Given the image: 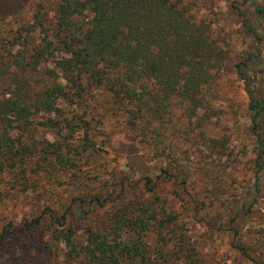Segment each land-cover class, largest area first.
Listing matches in <instances>:
<instances>
[{
    "label": "trees",
    "instance_id": "obj_1",
    "mask_svg": "<svg viewBox=\"0 0 264 264\" xmlns=\"http://www.w3.org/2000/svg\"><path fill=\"white\" fill-rule=\"evenodd\" d=\"M238 1L234 0L233 6L242 18V31L253 42L235 68L248 96L247 116L256 139V156L251 160L254 198L242 203L244 211L229 209L230 218L224 220L223 208L230 204L226 195L230 181L224 174L227 165L215 160L194 165L181 159L168 163L156 177L144 178L142 196L137 200L127 197L126 177L118 178L110 192L93 191L92 186L77 183L78 193L72 194L67 205L60 204V209L45 206L40 215L23 221L30 229L46 223L48 245L60 249L63 264H171L173 260L202 264L187 220L176 207L179 203L192 205L196 216L211 208L202 215L204 222L215 230L228 225L235 248L256 264H263L240 239L243 220L239 218L256 212L258 195L264 197V5H256L250 15L242 11ZM29 2L0 0V22L17 21ZM53 3L54 19L47 16L45 4H40L35 14L39 41L32 40L33 29L25 26L30 25L27 22L14 30L10 40L0 43V179L8 171L24 175L34 156L38 157L37 171L44 169L51 176L62 170L73 173L84 152L97 151L89 132L90 121L83 117L77 120L75 113L69 116L58 106L59 100L69 105L86 100L94 89L111 91L112 106L128 112V127L141 129L150 141L154 134H160L159 129L166 131L176 105L189 117L198 116L199 122L210 118L203 110L211 106L217 78L227 69L229 50L216 34L212 20L197 14L194 0ZM229 35L225 33V37ZM15 41L26 49L15 53ZM61 51L66 57L58 55ZM51 62L54 64L49 65ZM42 110L51 114L37 120L35 116ZM43 125L61 138L41 141L34 137ZM75 126L84 128L79 144L73 142ZM197 127L190 128L189 135ZM201 134L205 142L208 134ZM222 138H209V151L233 160L225 149L216 152ZM216 170L222 177L212 175ZM203 181L210 184L206 187L212 193L209 205L195 189ZM108 204L111 211L106 222L95 221L96 208ZM78 221L86 222L84 239L77 236ZM14 229L9 223L0 237ZM149 238H154L153 243Z\"/></svg>",
    "mask_w": 264,
    "mask_h": 264
},
{
    "label": "rangeland",
    "instance_id": "obj_2",
    "mask_svg": "<svg viewBox=\"0 0 264 264\" xmlns=\"http://www.w3.org/2000/svg\"><path fill=\"white\" fill-rule=\"evenodd\" d=\"M53 1L30 0L23 11V16L17 21L11 18L1 21L0 43L3 40H10L14 30L27 22L30 25L25 26H31L30 28L33 29L32 40L39 41L40 25H38L35 14L40 9V4H45L47 16L54 19ZM194 1L197 14L200 17L207 16L212 20L216 34H219L229 50L227 69H224L217 78L213 88L211 106L208 104V111L203 110V113L209 114L210 118L199 122L196 119L199 118L198 116L191 118L186 115L181 105H176L170 114L171 120L168 122L166 131L159 129L160 134H154V138L151 139L153 141H150L141 129L128 127V112L112 106L114 94L111 91L94 89V93L87 95L86 100L74 105L59 100L58 106L64 109L69 116L75 113L77 120L83 117L90 121L89 132L97 143V151L89 149L84 152L79 166L73 170V173L62 170L51 176V173L44 169L37 171L38 157L34 156V159L27 163L24 175L13 174V171L2 175L0 179V193L3 195L0 199V233L9 223H12L15 229L8 236L0 237V264H63L60 249L48 245L50 234L46 223L42 227L30 229L23 225V221L40 215L45 206L50 205L60 209V204L67 205L72 199V194L78 193L77 183L84 186L88 184L93 187V191L105 189L110 192L113 183L118 178L126 177L129 179L127 197L137 200L142 196L140 188L144 178L146 176L156 177L168 163H176L181 159L183 163L194 165L195 162L204 164L206 161L215 160L223 166L227 165L224 174L230 181L226 193L230 196V204L223 208L224 220L230 218L228 217L229 209L233 207V211L236 209L244 211L242 203L254 198L255 186L251 160L256 156V139L247 116L248 96L235 68L236 62L253 42L242 31V18L233 6L234 0ZM236 3L242 11L252 15L256 5H264V0L247 2L239 0ZM39 16L42 18V14ZM225 33L230 35L225 37ZM23 40L25 42V37ZM15 43L13 45L15 53L26 49L25 46H20L21 42L15 41ZM58 55L66 57V53L62 51ZM53 64L51 62L49 65ZM49 114L51 113L42 110L35 118L42 120V115L48 116ZM194 126L198 127L193 134L189 135L190 128ZM82 127L75 126L73 142L76 144L81 143L84 136ZM66 131L67 129L64 130ZM201 133L208 134L209 138L222 136L221 148L218 146L216 152L225 149L224 152L230 153L231 158L234 159L228 161L226 156L210 152L209 138L204 142ZM34 137L41 141L44 139L57 141L61 135L43 125ZM223 145H225L224 148ZM216 171L212 175L222 177L219 170ZM209 185L203 181L195 187L198 197L204 198L207 205L211 203L212 194L206 189ZM119 191L120 188L115 193ZM176 207L182 211L183 220H187L189 234L198 247L200 252L198 255L202 264H256L235 248L234 235L232 230L228 229V225H225L222 230H215L204 222L202 215L206 216L211 208L203 209L204 213L196 216L192 205L180 206L179 203ZM256 210L244 218H239L240 221L243 220L240 239L248 245L250 254L264 264V238H261V235L264 237V197L260 194ZM110 211L111 204L96 208L94 220L99 223L106 222ZM75 225L77 236L84 239L86 222L78 221ZM153 239L149 238L151 243ZM171 264L183 263L173 260Z\"/></svg>",
    "mask_w": 264,
    "mask_h": 264
}]
</instances>
